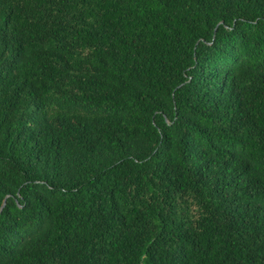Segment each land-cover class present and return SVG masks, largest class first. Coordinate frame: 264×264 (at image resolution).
I'll use <instances>...</instances> for the list:
<instances>
[{"label": "trees", "instance_id": "trees-1", "mask_svg": "<svg viewBox=\"0 0 264 264\" xmlns=\"http://www.w3.org/2000/svg\"><path fill=\"white\" fill-rule=\"evenodd\" d=\"M0 264H264V0H0Z\"/></svg>", "mask_w": 264, "mask_h": 264}, {"label": "water", "instance_id": "water-1", "mask_svg": "<svg viewBox=\"0 0 264 264\" xmlns=\"http://www.w3.org/2000/svg\"><path fill=\"white\" fill-rule=\"evenodd\" d=\"M5 207H6V200H5L3 206H2V208H1V210H0V214L3 212V210H4Z\"/></svg>", "mask_w": 264, "mask_h": 264}]
</instances>
